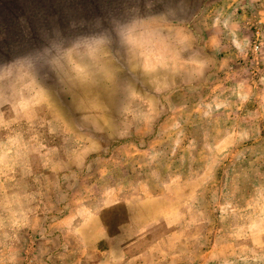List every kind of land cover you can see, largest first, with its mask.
Returning a JSON list of instances; mask_svg holds the SVG:
<instances>
[{"label":"rangeland","instance_id":"obj_1","mask_svg":"<svg viewBox=\"0 0 264 264\" xmlns=\"http://www.w3.org/2000/svg\"><path fill=\"white\" fill-rule=\"evenodd\" d=\"M129 48L128 138L27 75ZM0 264H264V0H0Z\"/></svg>","mask_w":264,"mask_h":264},{"label":"crops","instance_id":"obj_2","mask_svg":"<svg viewBox=\"0 0 264 264\" xmlns=\"http://www.w3.org/2000/svg\"><path fill=\"white\" fill-rule=\"evenodd\" d=\"M186 28L187 31L189 29L190 31L192 30L191 26H186ZM190 37L192 39L187 36L186 40L176 41V44L182 49L181 51L179 50V47H177L176 57L178 58L179 55L182 56L185 53L183 56L184 59L178 58V61L180 59L182 61L185 60V62H189V56L192 59V54L189 53L191 49H194L195 47L192 33ZM96 46H98V44ZM110 46H112V44H110ZM107 50L109 52L110 49ZM132 50L133 49L129 48L128 54L133 56H125L124 58H120L117 55L114 56V52L110 55H105L104 53H101L100 55L99 53L102 61L100 65L94 66L97 67L94 68L95 72H93L92 67L91 72L89 73L77 71L73 72L71 74L73 80L68 81L67 72H57V75L54 74L55 77H58L56 85H59V96L57 100L55 96L52 97L55 90L52 89L50 83L43 79L44 74L48 75L50 72H42V78H39L36 72H27V75L31 79L32 86L35 87L36 92H42L39 94L43 99L44 105L47 104V106L60 110L62 115L66 117L68 111L70 118H67L70 124L78 126L80 121L75 119L74 116L77 118L78 116L80 117L84 114L85 118L87 117L86 115L89 114L90 119L94 117V121L91 122L92 127L96 130L94 134L104 135L110 134V132L112 134L113 132H116L115 134L120 135L122 133L123 135H126V138H128V135H132L134 130L138 129L136 128L137 126L144 125L146 123H137V116L134 112H132V108H136V106L134 107L132 105L133 103L131 104L133 99L130 101L131 105L127 106L125 103V107H122L123 105L120 103V98H122L124 92H127L128 86L124 87L123 84H120L121 87L119 85H115L113 78L115 76H119L122 72L123 74H126L125 72H127L128 75L136 77L140 75L138 67H140L141 61L144 60L146 62L149 57L143 56V58H141V55L137 53L138 51L132 52ZM157 50L160 52L163 51L162 49ZM173 52L175 54V50ZM130 60H132V62L128 64ZM153 71H155V69ZM131 72H134V74H131ZM109 77L111 80L106 81ZM68 90L73 94L72 98L69 99V103L71 102L69 106L62 102V99ZM124 100L126 102L127 99L124 98ZM72 117L74 119H71ZM127 117L129 120H127ZM128 124L133 126V128H128ZM151 125L153 126L154 122H152ZM123 135H121V137H124Z\"/></svg>","mask_w":264,"mask_h":264}]
</instances>
